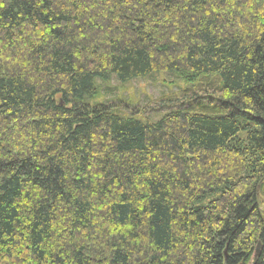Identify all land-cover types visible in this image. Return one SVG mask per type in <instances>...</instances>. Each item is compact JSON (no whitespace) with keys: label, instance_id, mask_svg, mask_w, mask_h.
<instances>
[{"label":"trees","instance_id":"trees-1","mask_svg":"<svg viewBox=\"0 0 264 264\" xmlns=\"http://www.w3.org/2000/svg\"><path fill=\"white\" fill-rule=\"evenodd\" d=\"M0 264H264V0H0Z\"/></svg>","mask_w":264,"mask_h":264},{"label":"rangeland","instance_id":"rangeland-1","mask_svg":"<svg viewBox=\"0 0 264 264\" xmlns=\"http://www.w3.org/2000/svg\"><path fill=\"white\" fill-rule=\"evenodd\" d=\"M174 80L176 81V84L171 85L170 83ZM177 82L178 80L172 76L160 75L155 78L135 80L127 86L128 89L125 88L124 90L117 85L116 80H113L112 85H114V87H105L104 89L108 92V96H111L112 98L118 93L119 96L124 97L125 99H128L127 96H130L133 98L134 103L140 104L141 106L146 105L148 106V110H152L157 108L158 99L161 97L174 98L176 97L175 95L177 91H179V88L182 91L183 85H179Z\"/></svg>","mask_w":264,"mask_h":264}]
</instances>
